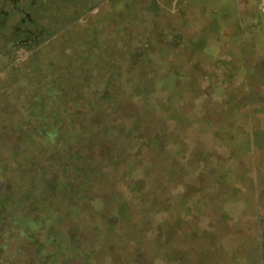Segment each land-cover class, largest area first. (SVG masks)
Masks as SVG:
<instances>
[{
	"label": "rangeland",
	"instance_id": "1",
	"mask_svg": "<svg viewBox=\"0 0 264 264\" xmlns=\"http://www.w3.org/2000/svg\"><path fill=\"white\" fill-rule=\"evenodd\" d=\"M16 5L0 264H264V0Z\"/></svg>",
	"mask_w": 264,
	"mask_h": 264
},
{
	"label": "flooded vegetation",
	"instance_id": "2",
	"mask_svg": "<svg viewBox=\"0 0 264 264\" xmlns=\"http://www.w3.org/2000/svg\"><path fill=\"white\" fill-rule=\"evenodd\" d=\"M6 1L10 2V5H12V6L14 5V7L17 8L16 4L19 1H21V0H6ZM5 4H7V3H5ZM13 13H15L14 10L11 11L10 9H8V10L6 9L5 10V8H4V9L0 10V17H1V19H0V28L2 27L4 29V31L6 29L10 28V27L13 29V27L15 26V24L12 21L19 14L15 16V14H13ZM17 18H19V17H17ZM3 32H0V37H2L1 35L3 34Z\"/></svg>",
	"mask_w": 264,
	"mask_h": 264
},
{
	"label": "trees",
	"instance_id": "3",
	"mask_svg": "<svg viewBox=\"0 0 264 264\" xmlns=\"http://www.w3.org/2000/svg\"><path fill=\"white\" fill-rule=\"evenodd\" d=\"M112 199V197H111V195L109 194H107V198H106V200H111Z\"/></svg>",
	"mask_w": 264,
	"mask_h": 264
}]
</instances>
